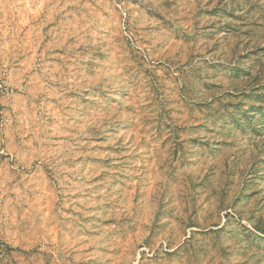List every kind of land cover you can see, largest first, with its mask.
<instances>
[{"label": "rangeland", "instance_id": "rangeland-1", "mask_svg": "<svg viewBox=\"0 0 264 264\" xmlns=\"http://www.w3.org/2000/svg\"><path fill=\"white\" fill-rule=\"evenodd\" d=\"M0 264H264V0H0Z\"/></svg>", "mask_w": 264, "mask_h": 264}]
</instances>
